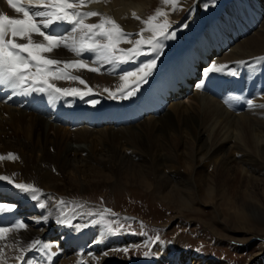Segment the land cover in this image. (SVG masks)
<instances>
[{
	"label": "bare ground",
	"instance_id": "6f19581e",
	"mask_svg": "<svg viewBox=\"0 0 264 264\" xmlns=\"http://www.w3.org/2000/svg\"><path fill=\"white\" fill-rule=\"evenodd\" d=\"M154 1L96 0L80 11H95L112 18L129 34L128 40L134 42L140 39L138 34L142 33L144 38L152 35L149 31L142 32L146 24L140 17ZM189 1L195 4L194 15L186 21L177 20L173 15L169 28L175 34L180 28L187 31H180L175 38H161L163 47L157 53L144 45L142 54L126 64L133 65L128 72H134L150 59L159 57L147 82L140 84L135 95L130 97L138 99L150 93L159 104H164L163 111L157 116H146L128 126H80L70 130L53 125L37 114L0 104V156L5 157L0 160V174L15 176L11 183L0 187V204L14 206L1 215L16 219L9 229L17 223L26 225L20 234L14 233L17 229L5 234L9 236L0 250V264H23L25 260L32 263L27 252H34L32 257H36L38 262L33 264H113L112 250L137 240L112 238L102 229H95L88 221L74 227L77 219L90 221V213L93 212L86 210L78 213L80 215H70L71 202L67 200L72 199L70 195H82L92 189L106 187L112 194H120L127 188L148 190L156 185L163 191L161 195L155 192L158 201L194 211L191 200L208 204L213 191H216L215 197L225 198L226 191L229 193L234 187L230 195L237 197L240 194L245 201L248 185L256 182L255 189L264 188V163L261 162L264 159V94L249 97L242 111L229 112L220 101L199 93L193 86L198 75L205 77L209 74L205 70L213 63L227 66L225 71L216 73L230 74L235 69V77L248 83L254 78H264V61H256V58L264 57V0H232V4L220 10L215 24L205 23L200 27V0H183V4ZM0 14L22 18V14L16 13L7 0H0ZM99 21L97 16L88 18L85 23ZM70 35H73L71 30L64 36ZM74 35L79 38V33ZM33 40L43 42V37L34 35ZM17 42L26 43L23 40ZM118 47L129 49L133 43L121 42ZM215 50L220 51L218 56L213 55ZM90 53L91 58L84 62L89 67L99 68L98 72L83 68L68 69L71 75L83 79L87 88L71 79L51 80L50 83L82 91L90 88L91 92L83 98L89 97L87 104L92 107L100 106L107 99L125 100L119 95L111 99L105 91H115L122 84L120 78L124 73L119 72L121 65L97 61L96 54ZM43 55L62 62L81 61L75 52L63 45ZM175 63H179L183 76L189 77V92L183 96L184 100L167 101L158 87L152 89L150 85L154 80L163 82V70L167 68L170 74ZM53 67L63 68V63ZM186 83L184 81L178 87ZM44 94L50 97L48 93ZM92 101L98 103L93 104ZM177 138L180 143L174 148L171 140ZM146 141L153 142V149L142 146ZM50 150L55 152L50 154ZM9 153L15 159L7 158ZM190 153L196 158L197 171L192 172L190 178L185 175V180L179 171H165L166 167L175 169L169 165L163 164L162 171L156 166L157 162L168 159L188 170L186 157ZM209 162L221 166L217 174L208 175L203 168ZM238 164L239 167L235 166ZM252 166L258 168L252 169ZM245 169L249 174L243 172ZM237 177L243 179L241 184ZM18 183L39 189V199L34 200L30 193L17 189L15 185ZM199 193L200 196L203 194L200 200ZM60 201L64 204L61 205ZM39 203H44L46 207L40 208ZM61 212L68 216V221L58 222L62 219ZM36 240L41 243L32 247ZM44 244L51 247L44 249ZM49 253H55L51 260H48ZM168 253L167 249L156 264H209L210 261L193 253L186 256L174 254V258ZM21 256L24 259H18Z\"/></svg>",
	"mask_w": 264,
	"mask_h": 264
},
{
	"label": "rangeland",
	"instance_id": "374dc122",
	"mask_svg": "<svg viewBox=\"0 0 264 264\" xmlns=\"http://www.w3.org/2000/svg\"><path fill=\"white\" fill-rule=\"evenodd\" d=\"M230 3L232 4V0H200L198 5L202 9L198 25L217 17L220 10ZM194 5L192 1L183 4V0H175L173 7L172 3L165 4L164 0H156L140 18L145 22L159 10L167 15L158 17L153 21L154 24L163 23L165 19L170 22L173 15L177 20L186 21L194 15ZM185 30L180 28L175 36ZM171 141L174 148L180 143L178 138ZM142 146L153 149V142L146 141ZM54 152L50 150V154ZM145 152L148 153V150ZM186 160L189 164L188 170H185L182 164L168 159L157 162L156 166L162 171L163 164L169 165L175 169L166 167L165 171H179L185 180L192 177V172L197 171L194 155L190 153ZM261 162L264 163V159H261ZM235 166L239 167V164ZM203 168L208 175H212L217 174L221 166L209 162ZM256 168L258 167L252 166V169ZM247 171L245 169L243 172L249 174ZM236 179L240 184L243 182L239 177ZM256 185V182L252 186L248 185L244 195L245 201L240 198V194L237 197L230 195L234 187L230 188L229 193L226 191L229 195L226 194L225 198L215 197L216 191H213L208 204L191 200V208L194 211L188 208L179 209L171 203L158 201L155 192L161 195L163 191L156 185H152L153 188L148 190L127 188L120 194H112L107 187L97 188L86 194L70 195L72 199L67 200L71 202L70 215L76 216L86 210L93 212L90 213V221L75 217L77 220L73 225H82L84 221H88L95 229H102L112 238L137 239L127 246L112 250L113 264H156L163 258L167 249L169 257L174 258V254L186 256L193 253L209 259V264H264V188L255 189ZM198 196V200L203 198L202 193ZM21 232V229H17L14 233ZM8 236L5 235L4 239L0 240V250ZM29 241H26V244Z\"/></svg>",
	"mask_w": 264,
	"mask_h": 264
},
{
	"label": "snow or ice",
	"instance_id": "6c2138e0",
	"mask_svg": "<svg viewBox=\"0 0 264 264\" xmlns=\"http://www.w3.org/2000/svg\"><path fill=\"white\" fill-rule=\"evenodd\" d=\"M10 7L14 8L16 13L22 14V18H12L8 15L0 14V82L9 83L10 86L21 90L25 95L33 92L48 93L51 98L60 96H79L83 98L91 92L82 91L78 88H60L55 84L50 83L51 80L71 79L79 81L87 88L86 82L78 76L71 75L68 72L69 68H83L88 71L98 72L100 69L89 67L83 60L73 62H62L55 59L47 58L44 53H50L54 49L63 45L75 52L78 56L83 52H94L96 60L108 64L122 65L127 64L135 57H138L143 52V46L150 47L153 53H157L163 47L160 44V39L175 38V32L169 33L171 27L170 22L165 19L163 23L154 24L153 21L158 17H166L163 11H157L155 16H151L144 23L148 27L143 31H149L151 36L144 38L141 34L140 39L134 42L128 40V35L125 33L119 24L110 17L102 16L95 11H80L85 5L96 2V0H7ZM165 4L172 3L175 7V0H164ZM135 16V13H133ZM100 17L98 23H85L90 17ZM139 19V17H136ZM66 22L71 25L70 36H59L46 32L53 24L57 22ZM76 33H79L77 39ZM43 37V42H35L33 36ZM17 40L26 41L19 43ZM121 42H131L133 47L129 49H121L118 45ZM157 56L150 59L147 63L139 66L134 72H125L121 76L122 84L115 90L105 89L111 99H116L119 95L123 99H128L135 95L140 84L147 82V77L151 75L152 70L156 67ZM257 63L264 61V57L256 58ZM63 63V68L53 67ZM227 68L226 65H216L213 63L205 71L223 72ZM230 74L235 76V69L230 71ZM93 104L98 101H92ZM252 104L251 101L248 102ZM7 158L15 159L9 153ZM5 157L0 156V160ZM11 181L7 176H0V181ZM15 187L24 193H30L31 198L38 200L37 193L39 189L34 188L29 184H16ZM63 205L64 202L60 201ZM40 208H45L44 203H39ZM14 206L0 204V212L11 211ZM111 211V210H107ZM62 219L58 222L64 223L68 221V216L61 212ZM45 220L47 217L44 218ZM24 223H17L16 229L25 228ZM80 227V225H74ZM13 229L0 227V240L4 239L5 234ZM112 231L111 228H109ZM41 241L36 240L32 247H36ZM44 249H49V244L43 245ZM127 251V249H125ZM55 253L48 254V260L52 259ZM2 258V253H0ZM18 259H24L23 256Z\"/></svg>",
	"mask_w": 264,
	"mask_h": 264
}]
</instances>
